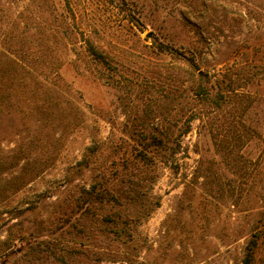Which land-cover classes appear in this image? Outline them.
<instances>
[{"label": "rangeland", "instance_id": "obj_1", "mask_svg": "<svg viewBox=\"0 0 264 264\" xmlns=\"http://www.w3.org/2000/svg\"><path fill=\"white\" fill-rule=\"evenodd\" d=\"M251 244L264 264V0H0V264Z\"/></svg>", "mask_w": 264, "mask_h": 264}, {"label": "trees", "instance_id": "obj_2", "mask_svg": "<svg viewBox=\"0 0 264 264\" xmlns=\"http://www.w3.org/2000/svg\"><path fill=\"white\" fill-rule=\"evenodd\" d=\"M88 51L91 54H95L96 56H101L100 53H98L96 51V49L93 47V45L91 43H89L88 45ZM130 187H132V185H130ZM127 194L122 196V193L119 191H116L115 194H109L106 196V200L107 201H113L116 202L119 205H122V201L121 200H125L127 199ZM122 198V199H120ZM129 200H132V198H129ZM98 201H101V198L98 199ZM109 222L111 223L112 226V233L114 238H118L120 239V242L122 244V246H124V248H126V250L128 249V246H125L123 244H126L125 242H128L131 237H132V230L130 229L129 225L127 224L129 221L134 222V218L130 217L128 215V213H120L118 211H116L113 215V217L108 218ZM134 220V221H133ZM128 225V226H127ZM53 249V247H51ZM59 251H61L59 254H61V256H67V257H72L74 251L70 250V249H64L63 247H60L58 249ZM114 251H118V249L116 248ZM100 252H96V251H92V252H88V251H83V250H78L76 251L75 254L79 255L82 258V264H99L98 260L100 258L99 255ZM252 253H253V244H251L250 246H248L247 251L243 257L242 260V264H251L252 262ZM95 256V257H94ZM64 264V262H63Z\"/></svg>", "mask_w": 264, "mask_h": 264}]
</instances>
